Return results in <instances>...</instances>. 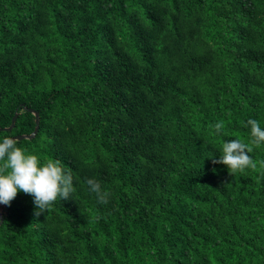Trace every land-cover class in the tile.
<instances>
[{
    "label": "trees",
    "instance_id": "obj_1",
    "mask_svg": "<svg viewBox=\"0 0 264 264\" xmlns=\"http://www.w3.org/2000/svg\"><path fill=\"white\" fill-rule=\"evenodd\" d=\"M28 108L17 147L76 191L0 204V264H264V0H0V142Z\"/></svg>",
    "mask_w": 264,
    "mask_h": 264
},
{
    "label": "clouds",
    "instance_id": "obj_2",
    "mask_svg": "<svg viewBox=\"0 0 264 264\" xmlns=\"http://www.w3.org/2000/svg\"><path fill=\"white\" fill-rule=\"evenodd\" d=\"M247 125L251 126L252 143L259 146L264 142V129L254 119H249ZM223 127L222 122H217L214 125L215 133L220 134ZM17 143L15 138L7 136L0 142V204L10 206L18 192L22 191L33 197L34 215L39 217L49 212L58 199H70L76 191L73 176L60 161L42 162L37 155H26V149L17 147ZM251 151L252 148L239 139L224 141L222 155L212 162L227 166L229 174L233 176L237 171L255 167L249 155ZM86 183L98 204L109 203L110 193L102 188L99 181L89 178Z\"/></svg>",
    "mask_w": 264,
    "mask_h": 264
},
{
    "label": "water",
    "instance_id": "obj_3",
    "mask_svg": "<svg viewBox=\"0 0 264 264\" xmlns=\"http://www.w3.org/2000/svg\"><path fill=\"white\" fill-rule=\"evenodd\" d=\"M28 111L32 112L35 116V127H34L33 132L30 134L17 135V136L12 137V138L19 139V138H23V137H32V135L36 132L37 127H38V112L33 110V109H30V108H28ZM15 117H16V113L13 115L10 125L7 128H3V129L11 128V126H13Z\"/></svg>",
    "mask_w": 264,
    "mask_h": 264
}]
</instances>
